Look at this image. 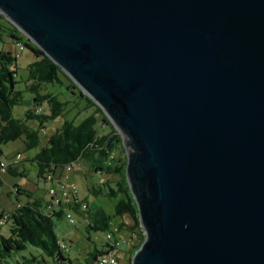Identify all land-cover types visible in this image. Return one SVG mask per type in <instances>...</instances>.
Returning a JSON list of instances; mask_svg holds the SVG:
<instances>
[{"label": "water", "instance_id": "95a60500", "mask_svg": "<svg viewBox=\"0 0 264 264\" xmlns=\"http://www.w3.org/2000/svg\"><path fill=\"white\" fill-rule=\"evenodd\" d=\"M121 136L130 264H264V0H0Z\"/></svg>", "mask_w": 264, "mask_h": 264}, {"label": "trees", "instance_id": "16d2710c", "mask_svg": "<svg viewBox=\"0 0 264 264\" xmlns=\"http://www.w3.org/2000/svg\"><path fill=\"white\" fill-rule=\"evenodd\" d=\"M9 43L11 45L20 43L24 51L33 58L27 66V79L24 81L26 90L33 98L31 108L24 113V118L15 119L13 109L23 102L22 92L17 89L19 84L17 57L11 51L0 49V155L3 146L20 140L26 151L39 150L31 162L36 165L38 177L42 180L45 176L59 169L72 167L78 162H85L92 173L116 178L114 182L107 181L100 183L98 187L92 186L89 192L94 197L118 199L115 215L123 219L119 229L129 234L132 243L134 241L130 253L128 252V264H130L132 255L143 243L144 234L139 225L138 210L125 177L126 157L121 136L103 115L101 109L82 95L57 65L0 15V45L2 47ZM49 85H64L76 99L86 103L85 109L93 107L94 110L79 124H75L73 120H64L60 128L46 139V145L41 147V130H46V124L49 121L63 117L68 104L59 101L56 95L44 92ZM43 105H46L47 113L43 110L41 114H35V109L42 108ZM29 122H35L36 128L29 127L27 125ZM100 129L105 132L100 133ZM10 174L16 176L13 172ZM26 197L29 199L28 202L9 214V221L6 223L9 226V234L7 237H0V262L6 264V259L32 247L40 250L53 263L72 264L66 252L60 248L59 239L55 234L54 219H60L63 216L64 208L59 207L49 212L43 207L41 200L32 199L30 195ZM80 203L87 204L85 200ZM66 208L75 213H85L79 211V205L75 202ZM86 212L88 216L83 218L87 222V230L93 232L109 230L111 218L104 211L89 213L88 209ZM114 250V247L108 244H105L102 250L95 248L87 254L82 264H96L100 256ZM116 252L118 253V249ZM34 262L36 258L32 257L30 260L24 259V262L17 264H33ZM42 262L46 264L44 259Z\"/></svg>", "mask_w": 264, "mask_h": 264}, {"label": "rangeland", "instance_id": "374dc122", "mask_svg": "<svg viewBox=\"0 0 264 264\" xmlns=\"http://www.w3.org/2000/svg\"><path fill=\"white\" fill-rule=\"evenodd\" d=\"M0 49L11 51L17 57V79L19 81L17 89L22 92L23 102L22 104L14 107L13 117L15 119L22 120L24 118V113L28 109H30L32 105L31 103L33 97L26 90V83L24 81L27 79V66L30 62H32L33 58L27 52L21 51L18 45H11L9 43L2 47L0 45ZM44 92L52 93L57 96L59 101L68 103L65 109V115L63 117L49 121L46 124L47 135L53 134L55 132V128L61 126L64 120H73L75 124H79L83 119L92 114L94 110L93 107H91L90 109H85L84 107L86 103L83 100L76 99V97L73 96L71 92L66 90L64 85H49L47 87V90H45ZM42 108L44 110V113H47L46 105H43ZM98 119L101 122V119ZM27 125L32 128H36L37 126L35 122H29L27 123ZM103 132L105 131H100V133ZM45 136L46 135L41 136L42 144L44 143ZM21 148H23V144L19 140L3 146L1 151H3L4 154H7ZM22 151L29 156H33L35 153L34 150L26 151L25 148H23ZM124 155L126 157L125 153ZM24 163L27 167V175L25 177H7L3 187H0V212L3 208L4 210H6L5 212H3L4 214H9L7 213V211H10L17 202L15 194L9 192L12 188L11 184L16 183L18 186H23L27 188L26 190L31 192V195L28 193H24V195H18V198L23 202L27 200L26 195H30L32 199L38 198V200H43L46 203H48L50 200V196L48 195L49 185L43 182L42 179H39L37 177L38 171L36 165L31 161ZM72 168L73 172L70 173L67 186L75 189L78 200H85L87 204H89V213H95L98 210H102L111 219L109 221V230L104 232H93L87 230V222L83 217H87L88 212L81 214L70 211L75 221V224L73 225L68 223L65 212L60 219H54L55 234L60 243H64L67 245V256L71 259L72 264H82L88 253L93 251L95 248L98 250L103 249V247L105 246V236L109 233H112L114 238L119 242L118 257L120 264H128V252L131 250L129 246L132 240L130 239L127 232H124L123 229H119L121 223H123V219L120 216L115 215V205L118 199L94 197L89 192V189L92 186L98 187L97 185L107 181L114 182L116 178L92 173L91 169L85 162L75 163L73 164ZM8 184L10 187L8 186ZM8 192L9 194L7 195ZM43 201L41 202L42 204ZM1 222L2 219L0 218V237H7L9 234V226L8 224L3 225L1 224ZM124 234H126V237H124ZM32 257L36 258V262H34L33 264H45L42 262L43 259L45 260L46 264H59L56 262L53 263L50 259L46 258L40 250L32 247H28L25 252L15 254L12 257L6 259V264L22 263L24 259L30 260ZM0 264L3 263L0 262Z\"/></svg>", "mask_w": 264, "mask_h": 264}, {"label": "built area", "instance_id": "2783aa9c", "mask_svg": "<svg viewBox=\"0 0 264 264\" xmlns=\"http://www.w3.org/2000/svg\"><path fill=\"white\" fill-rule=\"evenodd\" d=\"M21 51H24L23 46L19 43L17 44ZM35 114H41L43 109L41 107L35 109ZM42 135H46V130H41ZM112 159V157H111ZM24 160L22 153H17L14 157L10 159H2L0 158V174L5 173L8 169L12 166L20 163ZM72 167H67L66 172L68 176L56 178L54 174H49L45 176L44 182L49 185L48 195L50 196V202L47 204L46 210L47 211H55L59 207H67L72 204L77 203L79 205L80 212H86L89 209V206L86 203H80L81 201L78 200L77 193L74 188H70L69 186H65L66 178H69V174L71 173ZM64 185L63 188H58V185ZM69 211V212H68ZM2 222L1 224H6L9 221V214H2L1 217ZM66 219L69 224H75V221L72 217V213L70 210L66 211ZM105 244L114 247V251L110 252L109 254H105L100 256L97 259L96 264H120L118 253L116 250L119 247V242L114 238L112 233H109L105 236ZM60 248L64 252H68V247L64 243H59Z\"/></svg>", "mask_w": 264, "mask_h": 264}, {"label": "crops", "instance_id": "0c3cea01", "mask_svg": "<svg viewBox=\"0 0 264 264\" xmlns=\"http://www.w3.org/2000/svg\"><path fill=\"white\" fill-rule=\"evenodd\" d=\"M47 127V126H46ZM60 128V126L59 127H57V128H55V131L56 130H58ZM47 133V132H46ZM52 134H49V135H47L46 134V136L44 137V143L42 144V142H41V147H44L45 145H46V139L49 137V136H51ZM22 143V142H21ZM23 144V143H22ZM23 148H24V145H23ZM23 148H21V149H17V150H15V151H12V152H9V153H7V154H4L3 153V151H2V154L0 155L2 158H4V159H10V158H12V157H14V155L15 154H17V153H22L23 154V157H24V160L23 161H21L20 163H18V164H16V165H14V166H12L10 169H8L5 173H2V174H0V187L2 188L3 187V185H4V183H5V180H6V178L7 177H11L12 175L10 174V172H13V174L15 173V175L16 176H14V177H17V176H19V177H25L27 174V167H26V165H25V163L24 162H30L31 160H32V158L38 153V149H35L34 151H35V153H34V155L33 156H29V155H27V154H25L23 151H22V149ZM33 151V150H32ZM0 157V158H1ZM23 162V163H22ZM22 163V164H21ZM70 172L72 173L73 172V168H71V170H70ZM54 174V176L56 177V178H59V177H64V176H68V174H67V172H66V168L65 169H59V170H57V171H55V173H53ZM70 175V174H69ZM37 177H38V175H37ZM39 178V177H38ZM40 179V178H39ZM43 182H44V180H42ZM10 184V183H9ZM9 184H8V186H9ZM68 184V178H66V180H65V186ZM10 187V186H9ZM11 190L9 191V192H11V193H14L15 194V196H16V198H17V202H16V204L14 205V207L10 210V211H7V213H11V212H13L17 207H19V206H21L22 204H25L26 202H28V198H27V200H25V202H23V201H21V199H19L18 198V193H20V195L22 194V195H24V193H28V194H30L31 195V192L30 191H28V190H26L27 188H25V187H23V186H18L16 183L15 184H11ZM64 187V185L62 184L61 186L60 185H58V188H63ZM20 191V192H19ZM9 192L7 193V195L9 194ZM38 199V198H37ZM43 201V200H42ZM49 202H50V200H49ZM48 202V203H49ZM48 203H46V202H44L43 201V207H47V204ZM64 209H63V213L65 212V214H66V211L68 210L66 207H63ZM6 210H4L3 208H2V210H1V212H0V215H2V214H4L3 212H5ZM124 237H126V234H124ZM133 245H134V243H132L131 242V244H130V249H132V247H133ZM129 253H130V251H129ZM129 253H128V256H129ZM24 262V261H23Z\"/></svg>", "mask_w": 264, "mask_h": 264}]
</instances>
